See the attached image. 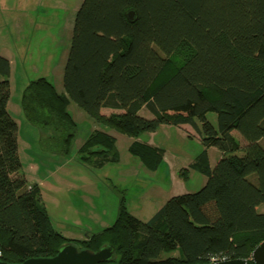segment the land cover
Segmentation results:
<instances>
[{"label": "trees", "instance_id": "16d2710c", "mask_svg": "<svg viewBox=\"0 0 264 264\" xmlns=\"http://www.w3.org/2000/svg\"><path fill=\"white\" fill-rule=\"evenodd\" d=\"M10 75L11 63L0 55V261L50 258L73 244L91 252L112 247L117 264H253L264 241V0H83L65 95L43 77L27 87L24 112L52 130L53 151H68L76 134L69 102L133 138L162 125L192 124L206 149H219L212 169L206 149L201 156L208 166L203 188L172 197L148 222L132 216L122 198L115 223L83 241L55 230L39 187L20 174L18 126L7 110ZM103 108L120 113L106 116ZM143 108L153 118L140 116ZM114 148L113 137L96 131L79 152L102 165L116 160ZM177 250L180 257L162 258Z\"/></svg>", "mask_w": 264, "mask_h": 264}, {"label": "rangeland", "instance_id": "374dc122", "mask_svg": "<svg viewBox=\"0 0 264 264\" xmlns=\"http://www.w3.org/2000/svg\"><path fill=\"white\" fill-rule=\"evenodd\" d=\"M82 3L0 0V55L12 66L7 110L18 126L20 174L30 186L39 187V199L55 230L78 241L112 226L122 198L132 216L148 222L172 197L198 192L208 180V166L201 157L206 148L192 124L162 125L133 138L97 123L69 102L67 112L76 124V134L68 151H53V141L48 140L52 130L27 118L23 100L32 81L46 78L57 94L65 95L64 71ZM139 115L153 118L147 108ZM208 119L217 127L215 113ZM194 122L201 125L197 118ZM96 131L115 139V155H110L116 156L115 161L97 165L96 157L90 161L82 158L80 147ZM232 134L245 148L247 143L238 132ZM206 150L212 169L221 152L216 147ZM249 180L256 183V175ZM162 256L180 257V251Z\"/></svg>", "mask_w": 264, "mask_h": 264}, {"label": "water", "instance_id": "95a60500", "mask_svg": "<svg viewBox=\"0 0 264 264\" xmlns=\"http://www.w3.org/2000/svg\"><path fill=\"white\" fill-rule=\"evenodd\" d=\"M127 18L134 21L136 12L129 10ZM115 256V249L112 247H103L97 252H91L86 249H79L73 244L63 246L58 253L50 258H30L22 263L17 264H101L109 262L108 264H117L112 262ZM253 264H264V241H262L252 253ZM0 264H12L0 261ZM209 264H248L246 259H233L213 262Z\"/></svg>", "mask_w": 264, "mask_h": 264}, {"label": "crops", "instance_id": "0c3cea01", "mask_svg": "<svg viewBox=\"0 0 264 264\" xmlns=\"http://www.w3.org/2000/svg\"><path fill=\"white\" fill-rule=\"evenodd\" d=\"M10 63H11V61H10ZM11 73H12V66H11ZM7 108H8V106H7ZM101 112H102L103 115H106V116H109L112 113H120V111L112 110V109H109V108H103L101 110Z\"/></svg>", "mask_w": 264, "mask_h": 264}]
</instances>
